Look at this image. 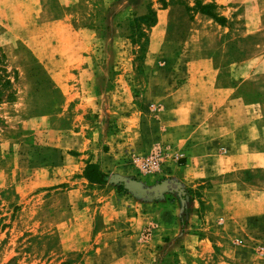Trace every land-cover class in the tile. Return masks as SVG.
<instances>
[{"label": "rangeland", "instance_id": "obj_1", "mask_svg": "<svg viewBox=\"0 0 264 264\" xmlns=\"http://www.w3.org/2000/svg\"><path fill=\"white\" fill-rule=\"evenodd\" d=\"M0 76V264H198L181 238L153 246L114 178H83L106 156L128 167L122 135L175 91L221 108L239 163L264 156V0H0ZM171 183L184 200L204 188ZM236 183L256 212L239 201V223H214L212 257L264 264V168Z\"/></svg>", "mask_w": 264, "mask_h": 264}, {"label": "crops", "instance_id": "obj_2", "mask_svg": "<svg viewBox=\"0 0 264 264\" xmlns=\"http://www.w3.org/2000/svg\"><path fill=\"white\" fill-rule=\"evenodd\" d=\"M175 93L166 97L168 100L161 113L147 115L145 123L134 125L129 134L125 132L122 135L125 142L121 146L129 152L134 150V154L140 157H147L156 149L166 154L158 172L141 173L128 157V167L126 162H116L108 156L104 158L103 166L98 165L109 179H120L116 183L117 190L121 187L124 192L119 193L132 199L141 223H156L153 246L159 245L162 238H169L170 242L181 238L186 252L200 260L198 264H227L223 258L216 261L212 257L213 244L220 243L223 237V234L212 232L213 225L239 223L236 219L241 210L239 201L247 204L248 211L245 212L248 215L255 214L253 196L257 193L242 187L250 182L236 183V171L264 168V156L248 155L254 159L250 160V167L246 161V166L239 163L236 146L229 147L231 143L236 144V139L229 140L225 133L226 121L221 108L207 100L202 103L201 99L198 101L194 97L174 99ZM123 159L126 160V157ZM128 180L145 191L171 181L184 188H204L197 191L200 195L193 200H184L181 191L170 188L169 191L153 194L151 197L154 199L148 200L129 192L121 182ZM258 218H264V212L258 214ZM181 223L191 225L183 229ZM193 223H206L199 230L204 236L188 231L194 230L191 228Z\"/></svg>", "mask_w": 264, "mask_h": 264}, {"label": "trees", "instance_id": "obj_3", "mask_svg": "<svg viewBox=\"0 0 264 264\" xmlns=\"http://www.w3.org/2000/svg\"><path fill=\"white\" fill-rule=\"evenodd\" d=\"M211 9H212V6L210 5L205 6V5H202L200 2L196 1V11L198 13H201L202 15L213 18L214 20L218 21L220 24H224V22H226L225 19H222V18H219L213 15L211 12ZM148 18H149L148 16H144L141 19H139V21H145ZM0 80H1V76H0ZM2 80H3L2 87L4 86L7 87L11 85L9 79H2ZM0 96H2V93H0ZM10 97L11 96H9L8 98ZM83 178L92 186L102 187V186H105L108 182V175L105 174L101 170V167L97 163H93V162H89L87 164L84 170ZM118 189H119V192H124L123 190H121V187H119Z\"/></svg>", "mask_w": 264, "mask_h": 264}, {"label": "built area", "instance_id": "obj_4", "mask_svg": "<svg viewBox=\"0 0 264 264\" xmlns=\"http://www.w3.org/2000/svg\"><path fill=\"white\" fill-rule=\"evenodd\" d=\"M165 153L156 149L147 157L133 156V162L141 173L152 174L160 170Z\"/></svg>", "mask_w": 264, "mask_h": 264}, {"label": "water", "instance_id": "obj_5", "mask_svg": "<svg viewBox=\"0 0 264 264\" xmlns=\"http://www.w3.org/2000/svg\"><path fill=\"white\" fill-rule=\"evenodd\" d=\"M114 181H116V183L118 181H120V179L118 178H114ZM125 186L126 189L131 192L133 195L135 196H140V198H145V197H151L153 194L155 193H159V192H163V191H169L170 189L172 190V183L171 182H166L163 185L159 186V187H155L153 189H150L148 191H145L143 189L140 188V186L135 183L134 181H121ZM176 186V190H179L180 187H177V184H174ZM170 188V189H169ZM182 192V191H181Z\"/></svg>", "mask_w": 264, "mask_h": 264}]
</instances>
